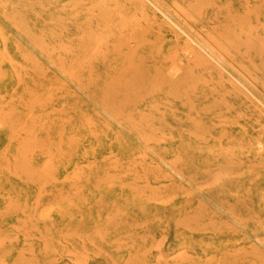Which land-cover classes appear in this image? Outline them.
I'll return each instance as SVG.
<instances>
[{"label":"rangeland","instance_id":"1","mask_svg":"<svg viewBox=\"0 0 264 264\" xmlns=\"http://www.w3.org/2000/svg\"><path fill=\"white\" fill-rule=\"evenodd\" d=\"M0 264H264V0H0Z\"/></svg>","mask_w":264,"mask_h":264},{"label":"bare ground","instance_id":"2","mask_svg":"<svg viewBox=\"0 0 264 264\" xmlns=\"http://www.w3.org/2000/svg\"><path fill=\"white\" fill-rule=\"evenodd\" d=\"M182 204H183V202H182ZM159 252V251H158Z\"/></svg>","mask_w":264,"mask_h":264}]
</instances>
